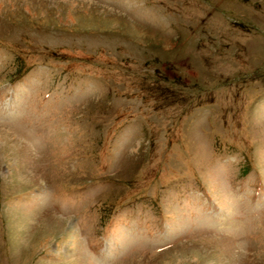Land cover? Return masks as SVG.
I'll list each match as a JSON object with an SVG mask.
<instances>
[{
	"label": "rangeland",
	"instance_id": "1",
	"mask_svg": "<svg viewBox=\"0 0 264 264\" xmlns=\"http://www.w3.org/2000/svg\"><path fill=\"white\" fill-rule=\"evenodd\" d=\"M0 264H264V0H0Z\"/></svg>",
	"mask_w": 264,
	"mask_h": 264
}]
</instances>
